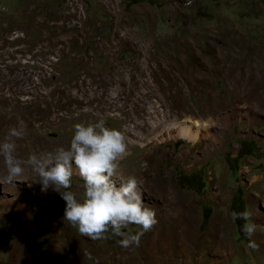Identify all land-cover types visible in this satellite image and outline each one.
I'll return each mask as SVG.
<instances>
[{
  "label": "rangeland",
  "instance_id": "rangeland-1",
  "mask_svg": "<svg viewBox=\"0 0 264 264\" xmlns=\"http://www.w3.org/2000/svg\"><path fill=\"white\" fill-rule=\"evenodd\" d=\"M98 122L125 136L118 174L157 224L138 246L92 240L63 219L78 175L61 193L31 171L8 189L0 157V199L22 185L32 204L0 201V264H264V0H0V142L23 128L27 159Z\"/></svg>",
  "mask_w": 264,
  "mask_h": 264
},
{
  "label": "clouds",
  "instance_id": "clouds-1",
  "mask_svg": "<svg viewBox=\"0 0 264 264\" xmlns=\"http://www.w3.org/2000/svg\"><path fill=\"white\" fill-rule=\"evenodd\" d=\"M23 128H12L3 142H0V157L6 168L5 182L14 185L27 171L38 177L42 191L50 186L70 189L74 176L83 181L84 195L78 198L71 191L61 193L66 201L64 220L78 232L92 240L123 237L124 248L139 245L141 236L157 224L155 211L143 200L141 182L135 177L125 179L119 175L118 161L127 155L125 136L117 129L108 128L103 122L77 124L68 148L59 147L52 152L32 154L27 159L17 156L16 140L23 138ZM73 162L75 168L73 167ZM116 178L120 181L117 186ZM247 213H234L233 217ZM136 225L141 230L125 234L123 230ZM257 226L246 223L245 233L251 237ZM251 247H257L253 241Z\"/></svg>",
  "mask_w": 264,
  "mask_h": 264
},
{
  "label": "bare ground",
  "instance_id": "bare-ground-1",
  "mask_svg": "<svg viewBox=\"0 0 264 264\" xmlns=\"http://www.w3.org/2000/svg\"><path fill=\"white\" fill-rule=\"evenodd\" d=\"M198 132H194L190 127H186V126H180L179 127V131H178V134L179 135H182V136H184V137H186V138H196L197 137V134ZM200 139V138H199ZM21 178H29V176L25 173V175L24 176H22ZM28 180V179H27ZM29 182H30V184H29V187L30 188H35V185L36 184H34L32 181H30L29 180ZM12 185H10V184H8L7 185V188L8 189H12ZM16 187V186H15ZM17 193L11 198V199H7L6 197H4V198H2V199H0V201L5 205V206H7V208L9 209V211H8V213H12V214H14L16 211H18L19 209H21V211H25V212H28L30 209H31V207L30 206H32V204H30V205H28L27 203H25L24 201H23V199H22V196L24 195V193H26L25 191H24V186H22V185H18V187H17ZM36 189V188H35ZM162 191V194H165V192H166V190H161ZM32 198V199H31ZM31 200H33V204H35L36 206V209L40 206L39 204V202L40 201H38V196L36 197V195L35 196H31ZM38 211H40V209H37ZM6 215L7 214V212L5 211V210H0V216H2V215Z\"/></svg>",
  "mask_w": 264,
  "mask_h": 264
}]
</instances>
